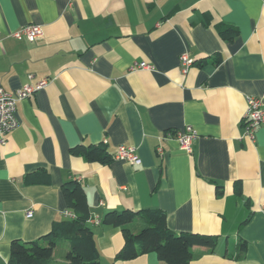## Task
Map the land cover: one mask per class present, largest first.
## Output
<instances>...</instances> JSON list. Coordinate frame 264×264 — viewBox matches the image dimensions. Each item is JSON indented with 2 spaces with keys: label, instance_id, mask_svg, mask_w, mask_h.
<instances>
[{
  "label": "crops",
  "instance_id": "0c3cea01",
  "mask_svg": "<svg viewBox=\"0 0 264 264\" xmlns=\"http://www.w3.org/2000/svg\"><path fill=\"white\" fill-rule=\"evenodd\" d=\"M219 23L237 29L234 41L221 40ZM27 24L41 27L38 41L9 36ZM182 53L194 61L186 75ZM42 80L0 143V264L12 241L45 244L72 219L60 187L69 179L84 188L100 264H166L155 253L115 260L121 231L101 220L126 209H160L173 233L216 237L211 250L192 247L190 264H264V129L251 141L241 129L247 96L264 107V0H0V88ZM188 125L190 154L166 136ZM99 144L107 165L69 152ZM119 145L141 163L113 159ZM40 171L48 184L25 183ZM58 246L52 264H64Z\"/></svg>",
  "mask_w": 264,
  "mask_h": 264
},
{
  "label": "trees",
  "instance_id": "16d2710c",
  "mask_svg": "<svg viewBox=\"0 0 264 264\" xmlns=\"http://www.w3.org/2000/svg\"><path fill=\"white\" fill-rule=\"evenodd\" d=\"M214 28L223 41L232 42L238 36V31L234 27L219 23ZM69 152L88 163L107 165L112 161L104 144L77 145L70 148ZM49 181L46 171L25 175V183L30 185L48 184ZM60 187L72 219L54 223L50 233L42 238L45 244H41L40 241L28 243L12 241L8 264H52L53 250L60 244L66 247L62 257L64 264H100V253L94 234L86 225L91 217L83 186L81 187L78 181L69 179ZM221 189V186H217L216 193L221 194ZM240 191V183L236 182L235 193L240 194ZM248 217L243 224L249 220ZM136 219L141 223V227L134 234L127 226ZM165 220L166 215L160 209L141 212L126 209L119 213L108 211L104 214L101 224L119 228L121 231L123 246L115 256L117 261L136 260L141 255L155 253L158 260L166 264H190L192 247L200 245L210 250L214 248L216 237L195 233H173ZM238 244L243 251L245 248L243 241Z\"/></svg>",
  "mask_w": 264,
  "mask_h": 264
},
{
  "label": "built area",
  "instance_id": "2783aa9c",
  "mask_svg": "<svg viewBox=\"0 0 264 264\" xmlns=\"http://www.w3.org/2000/svg\"><path fill=\"white\" fill-rule=\"evenodd\" d=\"M42 29L39 25L27 24L22 26L17 31L13 32L11 36L14 39L22 40L32 43L42 37ZM180 72L186 75L190 66L194 64L192 57L188 54L182 53L179 57ZM178 67V68H179ZM149 65L141 63L138 65V69H149ZM129 70H134L133 67ZM48 84L47 80H42L36 85L22 86L17 91L10 93L0 88V143L4 142L3 137L9 135L12 131L17 128L18 120L16 117V105L23 99L31 98L37 91L43 89ZM246 109L245 114L242 115V139H249V141L255 139V134L258 128L264 129V107L259 98L247 96L245 99ZM167 138L172 136L177 140L180 149L187 154L192 152V144L197 138V133L193 131L191 126H186L182 131L175 132L173 135L167 133ZM157 152L161 153V148L157 147ZM135 148L132 146H117L114 158L115 160H122L130 165H139L141 160L138 158ZM264 211V207H262ZM27 217H30L31 211L25 213ZM67 216H72L69 211L64 212Z\"/></svg>",
  "mask_w": 264,
  "mask_h": 264
},
{
  "label": "rangeland",
  "instance_id": "374dc122",
  "mask_svg": "<svg viewBox=\"0 0 264 264\" xmlns=\"http://www.w3.org/2000/svg\"><path fill=\"white\" fill-rule=\"evenodd\" d=\"M62 250H63V249H62V246H58V247L56 248V250H54V252H55V256H56V258H55V260H54L55 263L58 262V261L60 260V259H59V256L62 255V253H63ZM59 253H60L61 255H59Z\"/></svg>",
  "mask_w": 264,
  "mask_h": 264
}]
</instances>
